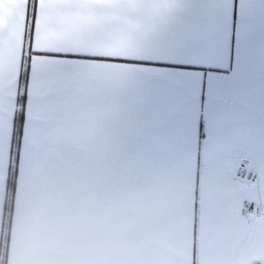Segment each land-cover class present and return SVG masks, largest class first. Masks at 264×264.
<instances>
[{
    "label": "snow or ice",
    "instance_id": "snow-or-ice-1",
    "mask_svg": "<svg viewBox=\"0 0 264 264\" xmlns=\"http://www.w3.org/2000/svg\"><path fill=\"white\" fill-rule=\"evenodd\" d=\"M0 264H264V0H0Z\"/></svg>",
    "mask_w": 264,
    "mask_h": 264
}]
</instances>
